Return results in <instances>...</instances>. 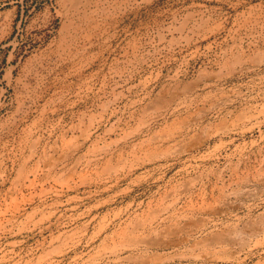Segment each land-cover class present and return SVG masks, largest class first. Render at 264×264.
I'll use <instances>...</instances> for the list:
<instances>
[{
	"label": "rangeland",
	"instance_id": "obj_1",
	"mask_svg": "<svg viewBox=\"0 0 264 264\" xmlns=\"http://www.w3.org/2000/svg\"><path fill=\"white\" fill-rule=\"evenodd\" d=\"M0 264H264V0H0Z\"/></svg>",
	"mask_w": 264,
	"mask_h": 264
},
{
	"label": "bare ground",
	"instance_id": "obj_2",
	"mask_svg": "<svg viewBox=\"0 0 264 264\" xmlns=\"http://www.w3.org/2000/svg\"><path fill=\"white\" fill-rule=\"evenodd\" d=\"M149 226H150V224H149Z\"/></svg>",
	"mask_w": 264,
	"mask_h": 264
}]
</instances>
